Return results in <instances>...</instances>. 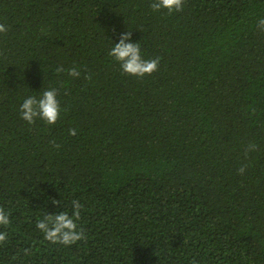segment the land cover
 <instances>
[{"label":"trees","instance_id":"16d2710c","mask_svg":"<svg viewBox=\"0 0 264 264\" xmlns=\"http://www.w3.org/2000/svg\"><path fill=\"white\" fill-rule=\"evenodd\" d=\"M151 2L0 0V264H264V0ZM128 31L151 75L108 55ZM49 88L60 119L28 124ZM73 200L87 239L45 240Z\"/></svg>","mask_w":264,"mask_h":264},{"label":"clouds","instance_id":"9594fccd","mask_svg":"<svg viewBox=\"0 0 264 264\" xmlns=\"http://www.w3.org/2000/svg\"><path fill=\"white\" fill-rule=\"evenodd\" d=\"M150 7L153 11L166 9L170 15L173 12L183 10L184 0H152ZM257 28L264 31V17L258 19ZM7 30V26L0 23V33H6ZM131 36L132 33L130 31L122 33L119 42L114 44L108 55L120 64L122 71L127 75L140 78L151 75L158 70L161 58L144 59L141 54L140 44L131 42ZM64 71H67V74L73 78H78L81 74L75 66L67 70L63 67L57 68L58 73ZM85 79L90 80L91 76L87 75ZM58 96V89L49 88L44 90L39 97H27L20 105L21 118L28 124H34L37 119H40L49 125H54L60 119L63 110ZM69 134L76 135V129H69ZM51 143L56 148L60 147L54 140ZM257 147L255 143H249L245 150V157H247L248 153L256 151ZM247 167V164H242L238 172L243 174ZM52 203L59 205L62 202L61 200H52ZM71 205V211L63 210L53 214L45 213L42 219L37 220L36 227L43 232L45 240L52 244L71 246L87 239L86 231L79 223L84 206L79 200H73ZM10 222V213L0 207V226H7ZM6 239L7 233L0 232V244L4 243Z\"/></svg>","mask_w":264,"mask_h":264}]
</instances>
